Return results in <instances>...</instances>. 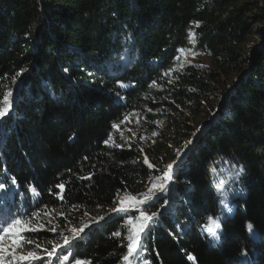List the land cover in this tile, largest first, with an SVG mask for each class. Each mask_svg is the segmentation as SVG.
Masks as SVG:
<instances>
[{"label":"trees","instance_id":"trees-1","mask_svg":"<svg viewBox=\"0 0 264 264\" xmlns=\"http://www.w3.org/2000/svg\"><path fill=\"white\" fill-rule=\"evenodd\" d=\"M260 2L0 0V99L13 100L0 120V217L47 215L56 227L25 232L29 250L43 256L60 231L105 216L57 253L124 264L127 216L106 213L180 153L172 191L145 206L163 214L134 264H264ZM181 53L198 58L181 64Z\"/></svg>","mask_w":264,"mask_h":264},{"label":"snow or ice","instance_id":"snow-or-ice-1","mask_svg":"<svg viewBox=\"0 0 264 264\" xmlns=\"http://www.w3.org/2000/svg\"><path fill=\"white\" fill-rule=\"evenodd\" d=\"M180 52L184 51L183 49L178 50ZM19 75V73H17ZM167 75V73H165ZM155 84V81L153 82ZM121 87H127V85H120ZM12 93L6 92L2 99H0V120H2L6 115L10 114L13 100L11 99ZM113 127H117L114 125ZM111 140V137H109ZM109 141H105V144H108ZM193 141H188L187 144H192ZM119 147V145H116ZM187 147V145L185 146ZM87 159V157H85ZM180 160V153L177 155V160L173 161V163L166 166V170L163 172L162 176H156L155 179L151 183V187L147 189L145 193L139 194L140 198L135 196H131L130 194H125L123 197L119 198V203L115 208H112L106 216H110L113 213L116 214H123L127 216L125 221V226L127 229V235L124 237L127 240V252L122 257V260L125 264H134V261L137 260L139 256V250L142 247L141 241L142 237L145 234L146 229H150L151 224L155 222L161 213L159 210L157 212H153L150 215L146 212L145 206H151L154 202L163 195L168 194L173 189L174 185V177H175V166L178 165ZM145 163L148 164L149 168L154 167L153 165L148 163L147 158H145ZM241 172L243 169L240 170ZM239 173H237V177ZM12 184H15L16 181L13 179L11 181ZM61 189H63V185H58ZM6 188L4 183H0V191H4ZM34 191V189H30ZM116 203V201H114ZM170 203L169 199H165L164 205H161V208H166V206ZM99 207V206H98ZM130 209H136L138 211V215H131ZM230 210V209H229ZM37 215L34 213L33 216ZM85 215H88L85 213ZM105 216H100L92 219L91 223L82 224L79 229L71 228L70 231L72 236H64L63 238V245L69 246L72 245L73 242L83 239L82 234H86L85 230L89 229L92 225L99 224L100 221L104 220ZM211 219V218H210ZM42 227V226H41ZM220 228V224L216 221H213L211 226L206 228L207 233L209 236L214 239L218 240L219 236L217 234L216 229ZM38 229L32 227V220L27 217H22L19 214L15 215L14 217H0V264L4 261L5 257H9V264H31L32 261H40L41 257L36 254L34 251H29L26 254L24 253H17V249L23 248L25 244H32L31 240H24L23 233L28 231H37ZM51 231H56V227H52ZM248 230L252 232V225H248ZM63 235V234H61ZM115 237L121 236V231L114 232L112 234ZM37 248L40 245H36ZM61 247V245H56L52 247L51 251L47 253L48 257L50 258L48 264H53L51 257L55 254L60 259V264H64L65 261L69 260V255H63L62 257L57 253V248ZM246 255V253L242 254ZM188 259H193L192 256H189ZM74 264H90L88 261H82L76 259ZM143 264H149L147 260L143 261Z\"/></svg>","mask_w":264,"mask_h":264},{"label":"rangeland","instance_id":"rangeland-1","mask_svg":"<svg viewBox=\"0 0 264 264\" xmlns=\"http://www.w3.org/2000/svg\"><path fill=\"white\" fill-rule=\"evenodd\" d=\"M257 1H259L260 2V0H244V2H246V3H249V4H254V2H257ZM260 4V7L261 8H264V4H262V2H260L259 3ZM255 6V9H252L251 10V15L253 16V15H255V17L257 16L256 14H257V9H256V5H254ZM254 6L252 7V8H254ZM252 41L253 42H255L256 40L255 39H253L252 38ZM251 41V42H252ZM188 55V56H187ZM187 55H185L184 53H181L180 55H179V61H180V63L181 64H193L194 62H196V60H197V58L198 57H194V56H191L190 54H187ZM205 63H206V61H204ZM117 129L118 130H124V129H127V128H122V126H119V127H117ZM222 179L223 178H220V180H219V182H218V184H217V187L220 189V188H222V185L224 184V180L222 181ZM138 198H140V197H138ZM130 210H132V211H134L137 215H138V211L136 210V209H130ZM148 213V212H147ZM149 215L151 214V213H148ZM94 219V218H93ZM91 221H92V219H85V220H82L81 222H79L78 223V225H76V226H71V227H69V228H67V229H65V230H62V231H60V234H63V235H61V240L63 241V238H64V236H69V237H71L72 236V233H71V231H70V229L71 228H77V229H79L80 227H81V225L82 224H85V223H91ZM99 223H101V221L99 222ZM55 224V220L54 219H52V218H49L47 215H44V216H39L38 218H37V221H35V222H33L32 221V227H35V228H37L38 230H41V229H48L49 227H53V225ZM97 225V224H96ZM42 226V227H41ZM92 226H94V225H92ZM91 226V227H92ZM217 231V230H216ZM29 232V231H28ZM24 234V233H23ZM59 245H61V247H58L57 248V252L59 251V250H61L62 248H64L65 246L63 245V243L62 244H59ZM29 251H31V250H29L27 247H26V245H24V247L23 248H20V249H17V253L18 254H20V253H24V254H26L27 252H29ZM34 252H36V251H34ZM36 254H38L40 257H41V259H43V260H45L46 262H45V264H48V261H49V257H48V255L47 254H45V255H43V256H41V254H39L38 252H36ZM54 256H55V254L51 257V260H53V258H54ZM56 257V256H55ZM9 260H10V258L9 257H5V259H4V261L2 262V264H9ZM32 262H34V261H32ZM59 262V261H58ZM25 264H27V262H25ZM56 264H60V263H56ZM68 264H71V263H68ZM74 264V263H73ZM124 264H125V262H124Z\"/></svg>","mask_w":264,"mask_h":264}]
</instances>
